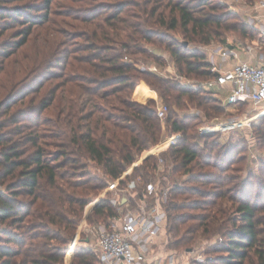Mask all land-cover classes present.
Here are the masks:
<instances>
[{
  "label": "trees",
  "instance_id": "16d2710c",
  "mask_svg": "<svg viewBox=\"0 0 264 264\" xmlns=\"http://www.w3.org/2000/svg\"><path fill=\"white\" fill-rule=\"evenodd\" d=\"M15 1L18 0H0V30L21 26L16 35L19 39L5 44L7 52L0 51V55L4 57L11 56L25 45L35 26L49 21L56 23L50 17L52 14L50 7L54 0H44L43 7L40 8L26 4L5 5ZM71 1L77 2L78 5L77 3L61 5L67 11L59 15L75 19L84 24V27H80L81 24L77 25V29L72 33L67 29L62 31L60 28L57 29L59 36L63 38L59 37V46L66 45L67 53L74 54L71 63L73 70L68 77V81L73 85L70 87L69 95H58L57 99L54 87L50 91V96L41 100L39 107L41 112L55 104L57 115L44 120L45 124L52 125V129L44 131L42 135L38 132L28 133L29 136L25 141L32 144V151L21 146L22 137L14 139L11 135L0 134V178H9L8 182L4 183L5 189H0V222H8L12 225V229H0V233L5 236L3 243L0 236V264H63L64 253L74 237L79 221L73 222L74 220L69 217L61 216V209L57 208L65 201L70 204L77 203L79 209L70 210L78 214L91 200H88L89 196L88 199L85 197L77 199L69 195L66 189H62L58 185L60 178L65 180L66 187H79L81 183L74 181L70 170L63 174L58 170L70 163L73 170L78 172L77 167L85 166L84 159L95 162L107 177L117 179L136 161L140 153L161 140L163 126L157 115V102L155 99H149L146 103L138 101L134 96L138 85L157 90L159 96L168 102L166 124L171 132L182 134L178 142L171 144L164 153L173 160L174 170L188 169L189 177L186 180H191V178L196 179L192 171L196 165L211 166L210 156H205L199 150L200 140L205 138L199 135L196 129L197 123L194 122L199 116L181 114L178 109L184 105L182 101L185 96L189 101H196L197 107L202 108L207 116H212L211 112L220 111L225 106L221 105L220 108L217 107L219 105H213V102L219 100L207 95L203 96L205 91L202 89L197 91L178 79L164 77L159 72L140 69L133 61H127L124 57L130 54L137 58L136 54H146L151 45L154 48L151 47L146 58L156 60L161 69L165 63L161 58L162 53L158 52L164 51L170 55L179 75L215 78L216 73L211 71L207 51L190 50L185 41H190V38L194 39L195 36L209 29L206 37L200 40L209 44L215 31L212 25L216 27L223 25V17L198 13L199 7L204 8L207 5L206 0L198 2L195 0ZM32 10H36L37 13H31ZM106 10H110V13L104 14ZM62 22L75 28V25L65 20ZM241 26L244 36L252 42L257 37V32L243 22ZM178 30L182 36L181 40L176 35ZM71 36L75 39H85L83 47L73 46L74 43L68 39ZM80 51L84 53L80 55ZM64 84H60V87ZM63 90L61 93L64 92ZM96 96H99L103 103L96 102ZM225 104L227 107L239 108L250 103ZM110 106L118 113L111 112ZM10 107L11 102L8 98L5 110L9 111ZM23 113L24 111L13 113L10 117L11 123L17 124L22 121ZM4 126L6 124L0 121V129ZM40 138L44 141L39 142ZM46 138L51 139V144L58 148L56 153H47ZM71 147H74V151L70 150ZM205 147H207L206 142ZM70 152L79 155L70 157L68 155ZM62 157L63 161H61ZM157 162L156 156H149L142 167H134L132 174L123 181V185L138 177L141 180L145 179L146 183L149 182V173L142 174L145 176L142 178L140 171L150 167L155 169ZM214 167L218 171L227 170L225 164H214ZM204 175L205 177L196 176L209 182L214 180L213 177L215 178L214 173ZM233 179L222 176L219 184L222 185V182L225 184V180L227 183H232ZM104 187L97 184L91 188V192L100 191ZM55 190L58 195H55ZM260 191V195L264 197V188L261 187ZM229 192L219 193L218 196L228 197ZM229 200L239 217H224L225 224L229 222L227 224L232 223L234 226L227 231L226 241L219 245L225 255L208 258L197 264H217V262L264 264V203L252 200L250 197H237L231 194ZM115 208L111 199L103 198L88 216L90 224L94 226V224L108 223L112 216L118 214ZM183 208L198 209L200 206L198 203L185 205L173 201L167 206L168 219L171 221L168 223V245L174 250H177L178 246L196 230L193 225L182 229L183 215L176 213L171 219L172 211ZM197 216L201 221L200 224L205 226L204 231L209 227V222H218L215 216L209 219L210 214L202 213ZM99 217L103 219L97 222ZM72 224H74L73 234L61 236L55 233L56 225L67 231V227ZM221 227L224 228V225H218V228ZM16 230L22 232L17 233ZM54 240L59 243L52 244ZM9 242L17 247H13ZM96 263L103 264L96 251L83 245L77 247L72 264Z\"/></svg>",
  "mask_w": 264,
  "mask_h": 264
},
{
  "label": "rangeland",
  "instance_id": "374dc122",
  "mask_svg": "<svg viewBox=\"0 0 264 264\" xmlns=\"http://www.w3.org/2000/svg\"><path fill=\"white\" fill-rule=\"evenodd\" d=\"M195 1L198 2L199 0ZM255 1L258 0H206L207 5L204 8L203 6L199 7L198 13L216 14L223 17V25L219 27L212 25V28L215 30L213 33H218L219 35L213 34L211 42L209 44H205L200 40L206 37V34L209 33V29H206L205 33L195 36L194 39L190 38V41H185V43L187 42V46L190 50L203 49L207 51L209 60L210 51L208 47L211 45L221 44L223 46H229L233 44L234 46H242L246 43H250V39L244 36L241 23L243 22L245 24L244 18L246 15V6ZM76 3L77 2H72L71 0H54L50 7V12L52 13L50 17L53 18L56 23L53 24V22L51 23V21H49L47 23L35 26L25 45L17 49L9 57L0 55V121L6 124V126L0 129V134H6L7 136L11 135L14 139H20L22 137L21 146L31 151L33 149L32 144L25 141L27 136H29L28 133L38 132L39 135H42L44 131L52 129V125L45 124L44 120L57 115L55 104L52 107L43 110L42 112L39 110L42 98L50 96V91L54 87L56 88L55 92L57 94V99L58 95H69L70 87L73 85L72 82L68 81V77L73 70L71 63H73L74 54L67 53L66 45L59 46L58 41L60 33L57 32V29L60 28V31L67 29L68 32L71 31L72 33L75 29H77V25L81 24L75 19L59 15V13H64L63 11H67L61 5H74ZM21 4L40 8L43 7L44 0H18L15 2L6 3L5 5ZM83 4L85 3H82V5ZM76 5H78V3ZM32 11L31 13H37L36 10L33 12ZM41 11H43V13L45 12V10ZM107 13H110V10H106L104 14ZM62 20L75 25V28L70 24L68 25L62 22ZM6 24H3V26ZM225 25L228 26L226 27ZM20 27V25H17L13 28L0 30V51L6 50L7 52L5 44L19 39L16 35L20 30ZM80 27H84V24H81ZM176 35H178L177 37L180 40L182 39L179 30L176 31ZM60 39L63 38L60 37ZM68 39H71V41H69L74 43L73 46L75 47H83L84 43L86 42V40L83 38L75 39L73 36L68 37ZM151 47L154 48L150 45L149 48L152 49ZM150 49H148L146 54H136L135 56L137 58L131 56L130 54H126L124 59L127 61H133L137 67L142 69L141 67L143 64L149 65L156 62V60L153 58H146V56L150 53ZM82 53L84 52H79L80 55ZM158 53H162L161 58L165 63L164 67L162 68L163 71L165 70V66H167V64L170 62H173V60L171 59L170 55L164 51H159ZM175 72L178 74L177 69ZM159 73L164 77L178 79L197 91L202 89L205 91L202 94L203 96L207 95L208 97H214L219 100V102H213V105H219L217 107L220 108L222 107L221 105L225 106L222 108L223 110L219 108L220 111L211 112L212 116H207L202 108L197 107L196 101H189L188 97L185 96L182 101L184 105H181L180 109H178L181 114L199 116L198 120L194 121L197 123L196 129L199 131L198 133L200 136L205 137L200 140L201 147L199 150L205 156H210L211 159V166L196 165L194 169L192 168L196 179L191 178V180H186L189 177L188 169L186 171L185 168H182L178 171L174 170L173 160L164 155L171 145L170 140L176 141L173 143L175 144L182 135L181 133L171 132L170 128L166 124V117L164 119H159L163 126L161 140L157 144L152 145L150 148L140 153L137 156L136 161L127 168L128 170L130 167H133V169L136 166L142 167V164L149 156H156L158 161L157 167H155V169H152V167L149 169H142L140 171V175L141 177L143 176L142 178H144L145 176L142 174L148 172V180L154 181L157 185H159L161 192H163L164 189H167L168 195L164 199V207L167 208V206L172 201L185 205H193V203L199 204L200 208L198 209L183 208L172 211L171 215V219L176 213L183 215L182 217L184 223L181 224L182 229L189 227L190 225L195 226L194 228H196V230L193 232V234H190L189 238L179 245L176 251L179 252L181 257H186V261L188 262L187 264H197L198 262L206 261L208 258H217L221 255H225V252L221 250L219 245L226 241L227 231L232 229L234 226L231 222V224H227L229 222L225 224L224 217H239L238 213L234 210L232 202L229 200L230 194L237 197H250L252 200L255 199V201L264 203V197L260 195L261 187L264 188V112L260 114L250 126L236 127L234 129L216 128L230 119H242L245 114L251 116L261 110H257L250 104L243 105L239 108L233 106L227 107L224 99L228 97V92L224 87L216 84H213V87L205 86V82L212 80L213 78L207 79L206 77H196L194 75L190 77H183L179 74L176 76L175 73ZM62 83L65 84L64 86L60 87V84ZM63 88L65 90H63ZM62 90L64 92L61 93ZM8 98H10L11 107L9 111H6V99ZM95 99L96 102L103 103L99 96H96ZM156 102L157 108L162 103L168 105V102L160 96ZM109 109L115 114L118 113V111L112 107ZM19 111H24L22 114L23 120L17 124H12L10 117L13 113ZM17 131L21 132L16 134L15 132ZM40 141L43 142L44 139L40 138L39 142ZM45 141L48 143V145H46L47 153H56L55 151L58 148L51 144L52 140L46 138ZM205 142L207 147H205ZM211 143L214 145H211ZM70 150L74 151V147H71ZM68 155L70 157H74L75 155L78 156L79 154L70 152ZM161 158H163L164 161H160ZM63 160L64 158L62 157L61 161ZM83 162H85V166L84 168L77 167L78 172L73 170L70 163L58 170V172L62 174L70 170L71 177H73L75 182L78 181L81 183V186H76L75 188L66 187L67 184L65 183V180L61 178L58 179V185L61 186L62 189H66L68 194L72 197H76L77 199L85 197L88 199L87 196H89L90 198L88 200L91 201L82 211H79L78 214H74L70 210L71 208L79 209L77 203L70 204L66 201L62 202V204H64L57 208L61 209V216H67L74 220L73 222L79 221L80 224L86 211H89L91 214L94 210L92 208L94 204L90 205V203L98 200L99 204L105 197L111 199V202L114 208L116 207L115 209L117 212L126 211V202L122 201V208L119 209V205L118 203H114V199L122 200L123 197H130V194L118 192L116 189L106 190L110 185V182L115 179L107 177L104 174L103 169L95 162L84 159ZM214 164H225L227 166V170L218 171L214 167ZM206 173H214L215 178H212L214 179L212 182H209V180H203V178L200 176H196L203 175V177H205L204 174ZM222 176H227L228 178L232 177L234 178V182L227 183V180H225L226 183L223 184L222 182L221 185L219 183ZM135 179H138V188L136 189V193L142 195L146 181L145 179L141 180L140 177ZM8 180L9 178H0V189H5L6 184L4 183L8 182ZM97 184L103 185L105 187L100 191L94 190V192H91V188ZM62 185L65 187L63 188ZM123 186L124 185L122 181L120 183V187ZM225 191H230L228 193V197L218 196L219 193H224ZM54 193L55 195H58L57 190H55ZM133 200L135 199H132V201H129V203L132 202V204H134ZM236 206L237 204H235V207ZM223 210L225 212H220ZM202 213L210 214L211 216L209 219H211L212 216H215V218L218 220L216 223L209 222L210 224L206 231H204L205 226L201 225V221L197 218V215ZM102 219L103 218L99 217L97 222H99V220L101 221ZM169 221L170 219H168V223H171V221ZM208 221L209 220H207V223ZM87 223L90 224L89 220H87ZM64 224H66V222H64ZM100 224L106 223L104 222ZM100 224H94V226L97 227ZM73 225L74 224L67 227L68 233L66 230L61 229L58 225H56L54 228L56 231L55 233L61 236L71 235L74 231ZM218 225H224V228H218ZM237 225H239V222H237ZM11 227L12 225L8 222H0V229H12ZM22 230L16 231L19 233L22 232ZM219 231H221V233ZM183 232L181 233L182 235L184 234ZM76 233L77 230L75 231L74 236ZM85 235L86 233L83 230V233H81L82 238L85 237ZM0 236L3 243L5 241V236H3L2 233H0ZM91 236H93V238L95 237L94 234ZM175 238L176 237L174 236V239ZM73 240L74 237L66 248L67 250L64 253L63 264H72L77 247L82 245V243H77L73 248ZM53 243L57 245L59 242L54 240L52 244ZM9 244H11L13 247H17L13 243L9 242ZM70 253L72 254L71 257H69ZM217 264H222V262H217Z\"/></svg>",
  "mask_w": 264,
  "mask_h": 264
},
{
  "label": "built area",
  "instance_id": "2783aa9c",
  "mask_svg": "<svg viewBox=\"0 0 264 264\" xmlns=\"http://www.w3.org/2000/svg\"><path fill=\"white\" fill-rule=\"evenodd\" d=\"M245 12L244 22L257 32V37L242 46L215 44L208 47L211 71L216 73V77L206 81L205 86L216 84L226 87L228 97L224 99L225 103L248 102L261 111L251 116L245 114L242 119H230L216 128L234 129L250 126L264 112V0L248 4ZM239 48L248 52L256 51L255 60L241 59ZM141 68L167 73L151 64H143ZM168 109L167 104H160L157 108L158 117L164 119ZM170 142L173 144L176 141ZM160 161H164L163 158ZM132 171L133 167H130L119 178L111 181L106 189L129 193L130 197L127 196L123 201L127 204V210L118 212L108 223L97 227L87 223L90 213L86 211L74 236L73 248L77 243H82L83 246L96 251L103 264H184L180 260L179 252L168 245V214L164 207L167 189L161 192L159 185L149 181L142 195H139L136 193L138 179L130 180L120 187V183L125 181ZM132 199H135L133 200L135 205L129 203ZM114 203H118L119 209L122 208V200L114 199ZM91 204H94L92 207L94 209L98 205V200ZM83 230L86 235L82 238ZM92 234L95 235L94 238Z\"/></svg>",
  "mask_w": 264,
  "mask_h": 264
},
{
  "label": "crops",
  "instance_id": "0c3cea01",
  "mask_svg": "<svg viewBox=\"0 0 264 264\" xmlns=\"http://www.w3.org/2000/svg\"><path fill=\"white\" fill-rule=\"evenodd\" d=\"M239 53H240L239 56L241 59L255 60L256 51L248 52V51H245L243 48H239ZM167 59H169V58H167ZM151 65L157 66L160 69V71H162V69L159 67V65L156 62L152 63ZM164 69L167 73H174L176 70L173 62H170L169 64H167V66H165ZM211 87H213V86H211ZM224 88L228 92V89L226 87H224ZM134 96L138 101L143 102V103L147 102L149 99H155L157 101L159 98V94H158L157 90L150 88V87H147L145 85H138L137 88L135 89ZM71 255L72 254L70 253L69 257H71ZM180 260L184 264L188 263L186 261L185 256L181 257Z\"/></svg>",
  "mask_w": 264,
  "mask_h": 264
},
{
  "label": "water",
  "instance_id": "95a60500",
  "mask_svg": "<svg viewBox=\"0 0 264 264\" xmlns=\"http://www.w3.org/2000/svg\"><path fill=\"white\" fill-rule=\"evenodd\" d=\"M185 44L187 45V42H186ZM125 199H126V198H125V197H123L122 201H125Z\"/></svg>",
  "mask_w": 264,
  "mask_h": 264
}]
</instances>
